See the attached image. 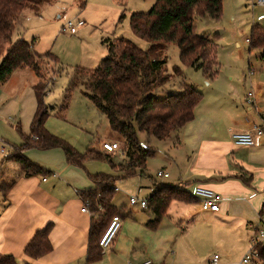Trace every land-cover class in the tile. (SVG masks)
<instances>
[{
  "label": "crops",
  "instance_id": "obj_1",
  "mask_svg": "<svg viewBox=\"0 0 264 264\" xmlns=\"http://www.w3.org/2000/svg\"><path fill=\"white\" fill-rule=\"evenodd\" d=\"M42 8L40 13L29 9L39 16ZM25 18L22 13L21 24ZM254 18L257 22L251 28L256 23L264 26V14ZM16 36L14 41L21 38L18 33ZM253 50L257 57L256 68L249 63L253 77L243 78L239 72L223 76L220 70L213 80L205 79L203 98L195 116L178 133L177 155L171 157V162H180L186 169H181L169 184L185 188L191 199L174 200L157 228L151 229L147 223L155 215L139 203L132 205L130 198L129 205L119 207L114 202L116 192L113 204L129 215L120 216V230L110 246L102 247V258L93 263L87 257L92 222L99 214L91 211V207L88 212L82 211L81 192L96 187L90 175L119 176L120 173L100 166L97 161H88L85 167L72 165L60 148H31L22 152L44 168L43 174L27 175L17 162L9 159L11 152L23 142L21 133L30 132L36 112L34 85L38 78L29 82H33L36 107L26 121L28 128L21 125V129L17 128L20 136L13 141L7 139L9 150L5 153L1 150L4 140L0 138V257L10 254L19 264H139L149 259L154 264H213V257L218 255V264H241L250 248L247 238L250 240L255 234V227L262 226L264 214V59L260 49L250 48L251 54ZM25 70L35 73L27 67L17 71ZM17 71L0 86L5 96L10 89L8 82ZM199 86L196 85L201 89ZM250 91L254 92V106L245 103ZM18 98L19 95L12 93L7 102L21 103ZM5 109V103L0 104V115L7 116ZM4 125L0 122V131ZM56 125V119L49 117L46 127L51 133L73 145L79 144L65 136L68 128ZM254 125L263 127L262 135L257 136ZM247 131L257 137L256 144L236 145L233 135ZM108 140L118 141V136L113 132ZM114 159L118 161L116 156ZM168 168L166 165L161 170ZM137 176L142 175L133 177ZM241 176H251L250 184H245ZM197 185L222 194L220 211L202 209L201 200L192 195ZM154 191L155 185L149 194L135 195L148 200ZM47 227H50L51 251L36 259L26 256L25 249L33 236ZM242 264H264V260L259 256Z\"/></svg>",
  "mask_w": 264,
  "mask_h": 264
},
{
  "label": "trees",
  "instance_id": "obj_2",
  "mask_svg": "<svg viewBox=\"0 0 264 264\" xmlns=\"http://www.w3.org/2000/svg\"><path fill=\"white\" fill-rule=\"evenodd\" d=\"M46 2L48 0H0V86L7 83L15 71L26 67L39 77L34 85L37 107L30 132L21 133L23 142L8 157L17 162L27 175L43 174L44 168L30 161L22 152L31 148H60L72 165L85 167L88 161H107L114 171L120 173L119 176L90 175L96 187L81 192L84 201H90L91 211L99 214L92 222L87 257L88 262L93 263L103 256L100 239L113 218L129 215L113 204L116 182L143 175L148 159L156 154L153 147L142 144L140 133L146 134L148 141L152 137L166 140L173 133H179L194 118L196 107L203 98V92L185 78L179 82V91L165 94L172 79L166 69L165 46L176 43L184 64L202 70L207 80L216 78L220 71L218 45L209 35L196 33L195 22L197 17L219 20L223 13V0H156L149 12L132 13L131 29L152 43L150 49L143 50L125 37L107 39L108 56L94 69L78 67L62 103L55 106L45 103L53 82L45 77V64L53 59L52 54L37 53L34 43L23 37L16 41L13 39V34L22 25V12L30 8L40 13ZM250 48L260 49L264 59V26L259 23L251 28ZM174 75L183 76L184 72L175 67ZM80 84L85 87L83 94L107 117L111 130L123 138V160L116 161L114 153L102 146H91L80 152L47 129L46 122L51 116L66 120L72 92ZM160 92L165 95L160 96ZM241 178L247 185L252 179L251 176ZM190 199L185 188L156 183L146 207L155 218L147 226L156 229L174 200ZM49 231L50 227H47L36 232L25 249L26 256L36 259L51 251ZM258 253L264 260L263 246L258 247ZM0 264L19 263L14 256L5 254L0 257Z\"/></svg>",
  "mask_w": 264,
  "mask_h": 264
},
{
  "label": "rangeland",
  "instance_id": "obj_3",
  "mask_svg": "<svg viewBox=\"0 0 264 264\" xmlns=\"http://www.w3.org/2000/svg\"><path fill=\"white\" fill-rule=\"evenodd\" d=\"M155 3L156 0H48L42 6L39 16L29 8L25 9L22 13L26 18L19 31L16 30L13 34V38H16L18 33L30 43L34 42L37 53H51L53 56L49 64H45V77L53 80L45 97V103L49 106L62 103L78 67L94 69L99 66L108 56L105 43L107 39L125 37L143 50H149L152 43L132 31L130 17L134 12H149ZM260 14H264V7L259 5L257 0H223V13L219 20L197 17L196 33L209 35L218 45V61L223 76L239 72L243 78L253 77L249 63L250 65L253 63L252 67L256 68L257 57L254 50L251 54L250 44L246 41L251 35V25L256 21L254 16L257 18ZM79 19L85 22L84 26L77 34L70 33L66 28L67 22ZM165 47L166 69L172 75L165 94L179 91V82L184 78L197 86L201 83L199 87L204 93L203 83L206 84V78L203 71L183 63L176 43L166 44ZM234 65L239 69L233 68ZM175 67H180L184 75H174ZM29 72L17 71L14 79L8 82L10 89H7V96L0 91V104L5 103L7 113V116L0 115V122L5 124L0 131V138L4 140L2 146L6 147V151L9 150L6 141H13L20 136L19 130L17 131L20 125L22 128H28L26 121L36 107L33 82L30 84L29 82H35L39 77L36 73ZM83 91L85 87L81 84L73 90L66 120L52 116L56 119L57 128H68L65 136L72 141L77 140L79 144L74 146L80 152H85L91 146L101 145L113 133L107 117L96 110ZM12 93L19 95L18 99L22 104L7 102ZM165 94L159 93L160 96ZM117 136L118 142L123 147V138L119 134ZM177 138L178 133H173L166 140L152 137L148 141L147 135L140 133L142 144L153 147L156 154L148 159L146 171L141 177L116 182L118 191L114 202L119 207L129 205L131 194L134 196L136 193L149 194L156 183L159 186L163 185L162 183L172 185L169 181H172L181 169H186L180 162H171V157L177 153ZM114 155L118 161L124 156L120 153ZM97 162L100 166L111 169L107 161ZM170 164H173L172 167ZM166 165L169 168L164 171H168L170 177L158 176V172ZM247 240L250 245L249 236Z\"/></svg>",
  "mask_w": 264,
  "mask_h": 264
},
{
  "label": "built area",
  "instance_id": "obj_4",
  "mask_svg": "<svg viewBox=\"0 0 264 264\" xmlns=\"http://www.w3.org/2000/svg\"><path fill=\"white\" fill-rule=\"evenodd\" d=\"M258 4L264 7V0H257ZM83 20H70L66 24V28L69 29L70 33L76 34L81 26L84 25ZM247 43H250V38L247 39ZM245 103L248 106H254L255 101H254V92L250 91L247 94V97L245 99ZM253 130L257 132V136L262 135L263 133V127L254 125ZM233 140L234 143L238 146H246V147H251L254 146L257 142V137L253 134L252 131H247L243 133H236L233 135ZM102 148L105 150H108L109 152L113 153H120L123 154V147L121 143L118 141H111V140H105L101 144ZM2 153L6 152V147H2ZM158 176L160 177H169L170 174L164 170H160L158 172ZM192 195L198 199L201 200V205L202 209L206 211H212V212H217L220 211L221 208V203L223 202L224 197L222 196L221 193L215 191L212 188H209L205 185H197L194 188V191L192 192ZM130 203L132 205L140 204L142 208L147 207L148 200L146 199H140L138 196H131L130 197ZM90 201L85 200L82 211L83 212H88L90 210ZM261 224L262 226L255 227V234L251 237L250 239V248L248 249L247 253L245 254L242 263H249L252 261V259L259 257L258 253V247L261 245L264 247V214L261 216ZM122 225V219L119 216H115L106 230L105 234L100 240V244L103 248H106L110 246V244L113 242L114 237L120 230ZM219 261V256L215 255L213 257L212 263L213 264H218ZM139 264H154L153 260H145Z\"/></svg>",
  "mask_w": 264,
  "mask_h": 264
}]
</instances>
